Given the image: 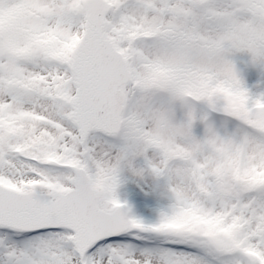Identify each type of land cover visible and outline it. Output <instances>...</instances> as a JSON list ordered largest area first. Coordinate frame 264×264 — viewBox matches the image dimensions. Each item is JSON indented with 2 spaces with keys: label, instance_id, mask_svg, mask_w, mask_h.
I'll use <instances>...</instances> for the list:
<instances>
[{
  "label": "snow or ice",
  "instance_id": "1",
  "mask_svg": "<svg viewBox=\"0 0 264 264\" xmlns=\"http://www.w3.org/2000/svg\"><path fill=\"white\" fill-rule=\"evenodd\" d=\"M157 7L0 0V264H264V129L246 124L256 148L239 153L232 183L194 199L173 193L151 221L115 197L114 172L95 187L91 142L113 135L123 90L145 82L136 69L176 67L174 37L140 19ZM197 18L241 33L264 69V0H205ZM235 71L251 118L264 92L251 94Z\"/></svg>",
  "mask_w": 264,
  "mask_h": 264
},
{
  "label": "rangeland",
  "instance_id": "2",
  "mask_svg": "<svg viewBox=\"0 0 264 264\" xmlns=\"http://www.w3.org/2000/svg\"><path fill=\"white\" fill-rule=\"evenodd\" d=\"M150 2L157 10L141 15V22L163 26L174 37L168 56L176 67L155 66L147 74L138 67L145 82L138 87L133 81L126 89L120 134H97L91 142L100 169L95 187L103 189L114 172L115 197L145 221L154 219L173 193L194 199L221 179L232 183L239 153L256 148L246 124L264 129V105H255L249 118L232 85L238 78L236 67L251 94L264 92V69L251 62L244 36L200 21L198 6L205 0ZM165 3L175 5L174 10H165ZM78 38L70 41L68 52ZM173 81H179V90ZM185 219L195 217L188 213Z\"/></svg>",
  "mask_w": 264,
  "mask_h": 264
},
{
  "label": "water",
  "instance_id": "3",
  "mask_svg": "<svg viewBox=\"0 0 264 264\" xmlns=\"http://www.w3.org/2000/svg\"><path fill=\"white\" fill-rule=\"evenodd\" d=\"M123 99H125V95H124V90H123V93H122V100ZM123 102L121 103V106H120V114H121V111H122V108H123ZM120 123H121V119H120V115H119V117H118V119H117V121H116V124H115V126H114V128H113V133L114 132H116V131H118L119 130V125H120Z\"/></svg>",
  "mask_w": 264,
  "mask_h": 264
},
{
  "label": "bare ground",
  "instance_id": "4",
  "mask_svg": "<svg viewBox=\"0 0 264 264\" xmlns=\"http://www.w3.org/2000/svg\"><path fill=\"white\" fill-rule=\"evenodd\" d=\"M125 204V203H124Z\"/></svg>",
  "mask_w": 264,
  "mask_h": 264
}]
</instances>
